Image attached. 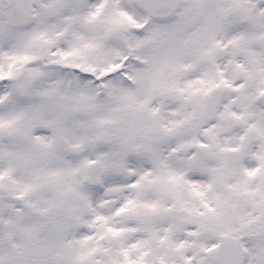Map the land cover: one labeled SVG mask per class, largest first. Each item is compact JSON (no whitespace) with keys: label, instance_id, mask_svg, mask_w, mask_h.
<instances>
[{"label":"snow or ice","instance_id":"obj_1","mask_svg":"<svg viewBox=\"0 0 264 264\" xmlns=\"http://www.w3.org/2000/svg\"><path fill=\"white\" fill-rule=\"evenodd\" d=\"M0 264H264V0H0Z\"/></svg>","mask_w":264,"mask_h":264}]
</instances>
